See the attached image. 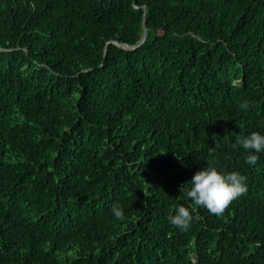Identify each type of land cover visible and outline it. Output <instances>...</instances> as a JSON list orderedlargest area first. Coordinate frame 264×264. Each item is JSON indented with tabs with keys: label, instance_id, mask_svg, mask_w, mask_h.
Returning a JSON list of instances; mask_svg holds the SVG:
<instances>
[{
	"label": "trees",
	"instance_id": "trees-1",
	"mask_svg": "<svg viewBox=\"0 0 264 264\" xmlns=\"http://www.w3.org/2000/svg\"><path fill=\"white\" fill-rule=\"evenodd\" d=\"M253 132L264 0H0V264H264ZM208 166L248 191L180 232Z\"/></svg>",
	"mask_w": 264,
	"mask_h": 264
},
{
	"label": "clouds",
	"instance_id": "clouds-1",
	"mask_svg": "<svg viewBox=\"0 0 264 264\" xmlns=\"http://www.w3.org/2000/svg\"><path fill=\"white\" fill-rule=\"evenodd\" d=\"M241 109L247 110V103L240 105ZM239 145L249 154L245 157V163L255 166L259 153H264V134L253 132L250 135L239 137L235 148ZM185 190V195L192 201L190 207L178 206L175 214L168 218V222L180 232H187L195 219L193 215L196 207L206 208L211 214L222 216L225 209L239 197L246 195L248 188L246 178L239 172H223L217 168L208 166L197 171ZM112 214L118 221L125 220L123 210L113 206Z\"/></svg>",
	"mask_w": 264,
	"mask_h": 264
},
{
	"label": "water",
	"instance_id": "water-1",
	"mask_svg": "<svg viewBox=\"0 0 264 264\" xmlns=\"http://www.w3.org/2000/svg\"><path fill=\"white\" fill-rule=\"evenodd\" d=\"M145 36H146V29H145V27H144V25H143V26H142L141 37H140V39H139V41H138V43H137L136 46H138L139 44H141V43L144 41ZM120 46H121L122 48H124V49H133L134 47H136L135 45H134V46H128V45H126V44H120Z\"/></svg>",
	"mask_w": 264,
	"mask_h": 264
}]
</instances>
